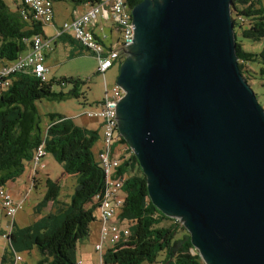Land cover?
I'll list each match as a JSON object with an SVG mask.
<instances>
[{"label": "water", "instance_id": "95a60500", "mask_svg": "<svg viewBox=\"0 0 264 264\" xmlns=\"http://www.w3.org/2000/svg\"><path fill=\"white\" fill-rule=\"evenodd\" d=\"M231 5H134L114 117L151 202L206 264H264V108L237 64Z\"/></svg>", "mask_w": 264, "mask_h": 264}, {"label": "trees", "instance_id": "16d2710c", "mask_svg": "<svg viewBox=\"0 0 264 264\" xmlns=\"http://www.w3.org/2000/svg\"><path fill=\"white\" fill-rule=\"evenodd\" d=\"M72 1L79 5L100 2ZM139 1L126 0L130 11ZM19 8L11 10L5 0H0V62L13 60L24 52L29 45L26 40L32 35H43L42 27L46 24L34 20L31 14L24 19ZM231 18L240 73L247 83L252 79L260 86L264 96V44L254 51L245 49L242 43V39L254 43L264 38V0H232ZM52 82L42 81L31 72H19L0 93V186L20 176L28 165L37 172L43 170L46 154L59 163L64 173L75 176L76 184L69 200L62 202L60 184L44 178V192L35 210L40 211L48 202L55 210L23 227L13 221L7 241L11 256L34 246L40 255L37 264H76L78 244L97 220L96 196L104 187V173L93 150L100 134L97 129L76 125L65 116L53 114H49L45 129L40 128L37 101L83 97L77 78L57 81L71 84L66 92L52 90ZM258 102L264 108V97ZM120 141L127 144L122 135ZM40 144L45 151L41 159L43 169L32 162L34 150ZM127 153L118 167L126 176L125 203L119 215L134 222L128 241L107 248L102 254L103 264H204L192 246L189 232L175 237L180 229H185L183 223L155 208L148 195L146 176L131 147ZM163 220L170 222L161 224Z\"/></svg>", "mask_w": 264, "mask_h": 264}, {"label": "built area", "instance_id": "2783aa9c", "mask_svg": "<svg viewBox=\"0 0 264 264\" xmlns=\"http://www.w3.org/2000/svg\"><path fill=\"white\" fill-rule=\"evenodd\" d=\"M19 13L24 19L28 14H31L34 20L40 21L42 24H49L53 18L52 0H21ZM98 18L110 19L115 26L119 37L113 43L105 44L102 41L104 38H98L94 34L93 30ZM62 34H71L75 40L90 50L96 58V72L104 74L118 61L120 51L133 42L131 13L126 0H100L98 3L89 4L84 11L74 9L71 18L63 22L56 30L55 37ZM50 40L41 34H34L26 40L29 45L24 52L13 60L0 62V93L8 88L13 75L19 72H31L40 80L46 81L48 68L43 61L45 51L49 49ZM123 94V90L114 83L110 90H105L103 99L98 102L95 109L84 111L88 118L97 117L101 120L102 130L97 142L99 146H96L95 149L96 159L100 163L105 177L102 192L96 196L98 205L95 214L100 222L98 240L94 244V250L99 254L97 264H103L104 248H112L119 243L128 241L130 227L134 222L132 218L119 215L125 203L126 194L123 190V183L126 176L123 172L118 171V167L127 157V150L130 147L120 141L121 134L114 117V102ZM44 155L43 144H40L34 150L32 159L34 166H37L38 169L44 167L41 162ZM0 205L5 216L10 219L8 231L1 234V237L7 240L20 203L13 201L5 186H0ZM21 260V256L13 252L12 264H17ZM76 264H82V260L77 259Z\"/></svg>", "mask_w": 264, "mask_h": 264}, {"label": "rangeland", "instance_id": "374dc122", "mask_svg": "<svg viewBox=\"0 0 264 264\" xmlns=\"http://www.w3.org/2000/svg\"><path fill=\"white\" fill-rule=\"evenodd\" d=\"M11 7H14L15 3H18L19 0H7ZM74 5H77L78 11L80 10L79 4H74L72 0H52L53 15L56 20L62 18L68 20L71 16V11ZM16 9V6L15 8ZM119 37V34H118ZM103 43L107 44L108 42L105 38L102 40ZM242 43L245 49L250 50H259L260 47L264 44V38L259 42L251 43L248 39H242ZM67 52L63 50L59 42L54 38L50 40V46L44 54V65L48 68L46 73V80L52 82V90L54 91H63L66 92L71 88V84L67 82H57L62 78H77L81 81L79 86V92L82 93V96L79 97H64L61 99L57 98H42L40 101L36 102L37 110L39 114V126L42 130L45 129L46 123L49 121V114L61 115L71 119L76 125L97 129L99 134H102L101 130V120L97 117L88 118L84 111L92 110L98 105V102L101 101L104 97L105 90H110L111 86L115 83L117 75L119 73V64L114 63L104 74L96 72V58L90 50L86 49V52L83 55L74 58H67ZM253 67H257L256 64ZM248 84L251 86L254 91L257 100L262 99L263 90L260 86L255 84L252 79H249ZM99 146L97 143L94 147V151ZM119 155V152L117 153ZM44 160H47L46 170L50 171V175L55 179L61 173V166L59 163L53 160V157L50 154H47L43 157ZM45 170V169H44ZM60 186V200L62 202L68 201L70 195L73 193L76 177L73 175L59 176L56 180ZM28 187L25 190H20L19 192L11 191L10 194L12 199L16 203H20V207L16 211L14 222L18 223L19 227H23L33 222L41 213H46L53 209L52 203H48L41 213L35 210L36 204L40 201L43 195V183L44 177L39 176L38 172L33 169L32 166L29 167V173L27 176ZM36 186V187H35ZM29 188V191H28ZM1 207V205H0ZM2 207L0 208V228L5 225H9V218H4L1 212ZM53 211V210H52ZM6 219V220H5ZM169 220H163L161 224H168ZM182 223V222H181ZM93 232L91 233L90 238L95 237V229L100 230V222L95 221L92 224ZM185 228V226H184ZM188 233V230L180 229L175 237H181L183 234ZM0 233V254L2 252V242ZM89 244V243H88ZM80 249H78V254ZM18 254L22 258V263L18 264H37L39 259V252L36 247L30 249H25ZM159 259L162 256H158ZM202 260V259H201ZM204 264V260H202Z\"/></svg>", "mask_w": 264, "mask_h": 264}, {"label": "crops", "instance_id": "0c3cea01", "mask_svg": "<svg viewBox=\"0 0 264 264\" xmlns=\"http://www.w3.org/2000/svg\"><path fill=\"white\" fill-rule=\"evenodd\" d=\"M5 1L8 4V6L10 7L11 10H14L15 6L16 7L17 6H21V0H19L18 3H15L14 7H11L7 0H5ZM14 2H16V1L14 0ZM89 4L90 3L81 4L79 11H84L88 7ZM74 9L78 11L77 5L73 6L71 14H72ZM69 17L71 18V16H69ZM68 20H66L64 18H62L60 20H56L54 15H53L52 22L49 23V24L44 25L42 27V30H43V36L48 37L50 39L54 38V41L57 40L59 42V44L61 45L63 50L67 52L66 56L69 59V58H74V57H78L80 55H83L86 52L87 48L84 47L82 44H80L77 40H75L71 36V34H62L60 36L55 37V32L59 28V26L63 22L68 21ZM93 31H94V34L98 38H101V37L105 38V40L108 42L107 44H111L116 39H118V32L115 29V26L113 25V23L111 22L110 19L98 18V20L96 22V26H95ZM43 162L45 163V168H44L45 170L44 169L43 170H39V172H38L39 176L43 175L44 178L49 177V178L53 179V177L50 175L51 174L50 171L46 170L47 164H48L47 160H44V158H43ZM29 167H30L29 165L26 166L24 171H23V173L20 176H18L17 178H15L13 181L7 182L5 187L8 189L9 193L11 191L19 192L20 190H25L26 189V187L28 185L27 176H28V173H29ZM66 175H68V174L64 173L62 168H61V173H60L59 176H66ZM58 177H56L53 180H55V181L58 180ZM43 190H44V186H43ZM48 203H51V202H48ZM48 203L46 204V206L48 205ZM52 210H55L54 206H53ZM49 211H50V209H49ZM1 212H2L4 218H8V217L5 216V213H4L3 209H1ZM40 213H41V210L39 211V214ZM46 213H41L37 218H39L40 216H42V215H44ZM14 218H15V216H14ZM14 218H13V221H14ZM96 221H98V220H96ZM94 222H92L91 225H90V232H89L88 236L85 237L84 239H82L80 241V243L78 244V249H80V252L78 254V250H77V257L82 260V264H97V262L99 261V254L94 250V244H95V242H97L98 235H99V232H98L97 228L95 229V234H96L95 237L92 238V239L90 238L91 233L93 232L92 224ZM14 224L19 226L18 223H16V222ZM8 228L9 227H8V222H7V224L5 223V225L0 228V233L7 232ZM1 239H3V238H1ZM104 249L106 251L107 247L104 248ZM10 250L11 249H10L8 241L6 239H4L3 242H2V252L0 254V264H12V256L10 254V252H11ZM20 263H22V260L20 261Z\"/></svg>", "mask_w": 264, "mask_h": 264}, {"label": "flooded vegetation", "instance_id": "af4514ba", "mask_svg": "<svg viewBox=\"0 0 264 264\" xmlns=\"http://www.w3.org/2000/svg\"><path fill=\"white\" fill-rule=\"evenodd\" d=\"M142 1H143V0H140V1L137 3V5H138L139 3H141ZM144 1L148 4V10L152 11L154 5H155L158 1H160V0H144ZM135 44H136V45L138 44V40L135 41ZM131 58H132V61H133L134 63H137V62L141 59L140 56H139V54H138V52H137V54H135V53L132 54ZM128 59H129V55L127 54V51H126V50H121L120 53H119V59H118V61H117L116 63H118V64H119V67H120V65H121L125 60H128Z\"/></svg>", "mask_w": 264, "mask_h": 264}, {"label": "bare ground", "instance_id": "6f19581e", "mask_svg": "<svg viewBox=\"0 0 264 264\" xmlns=\"http://www.w3.org/2000/svg\"><path fill=\"white\" fill-rule=\"evenodd\" d=\"M130 13H131V11H130Z\"/></svg>", "mask_w": 264, "mask_h": 264}]
</instances>
